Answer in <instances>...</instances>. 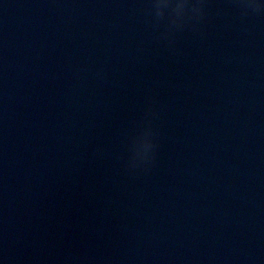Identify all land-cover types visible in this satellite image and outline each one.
Instances as JSON below:
<instances>
[{"label":"water","instance_id":"obj_1","mask_svg":"<svg viewBox=\"0 0 264 264\" xmlns=\"http://www.w3.org/2000/svg\"><path fill=\"white\" fill-rule=\"evenodd\" d=\"M0 264H264V0H0Z\"/></svg>","mask_w":264,"mask_h":264}]
</instances>
